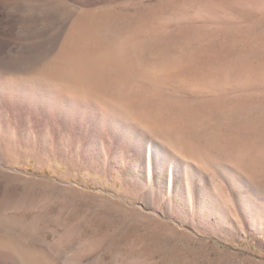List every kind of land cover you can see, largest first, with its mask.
<instances>
[{
	"label": "rangeland",
	"instance_id": "1",
	"mask_svg": "<svg viewBox=\"0 0 264 264\" xmlns=\"http://www.w3.org/2000/svg\"><path fill=\"white\" fill-rule=\"evenodd\" d=\"M64 4L83 11L109 8L133 25L146 23L163 38L175 37V52L227 48L247 38L244 53L264 55V0H64ZM12 7L0 0L2 79L22 77L50 57L43 51L33 63L17 67L12 56L27 41L40 45L45 26L43 19L24 20V12ZM129 74L133 69L126 67L121 79L130 81ZM176 81L165 86L158 82L156 94L188 99L193 94L221 93L218 98L229 108L234 100L243 104V121L246 114L252 120L264 117V81L250 85L225 81L224 87L213 84L202 92L182 78ZM135 82L133 92L121 95L125 105L147 85ZM33 107L6 112L12 145L0 132V190L39 198L31 207L4 212L25 222L18 240L24 242L35 229L40 241L31 248L55 257L56 264H264V178L256 187L242 180L225 183L215 169L193 186L186 175L176 174L170 189L168 177L159 172L153 177L155 191H150L143 188L151 183L146 160L143 166L130 159L111 137L110 125L104 124L98 137L89 118L61 123L51 112L52 123L45 124L39 107ZM229 117L226 114L222 122ZM177 147L183 149L182 144ZM244 147L235 156L238 163L247 160L241 154L250 148ZM252 150L255 154L248 158L253 165L255 161L264 165V139ZM200 166L205 168L202 162ZM5 253L0 250V264H11Z\"/></svg>",
	"mask_w": 264,
	"mask_h": 264
},
{
	"label": "bare ground",
	"instance_id": "2",
	"mask_svg": "<svg viewBox=\"0 0 264 264\" xmlns=\"http://www.w3.org/2000/svg\"><path fill=\"white\" fill-rule=\"evenodd\" d=\"M4 1L7 7L20 8L26 15L24 20H44V41L40 45L27 41L17 54L12 58L10 55L19 62L17 67L33 63L43 51L50 54L45 63L22 77H0V132L9 144L14 139L4 118L6 112L21 107L30 111L35 105L45 124L52 123L51 112L61 123L89 118L98 137L104 124L110 125L111 137L125 148L130 159L143 166L146 160L151 183L143 188L150 191H155L153 177L159 172L168 177L170 189L176 174L186 175L193 186L196 179L204 181L215 169H219V178L225 183L242 180L253 187L263 183L264 165L259 167L258 161L253 165L248 157L255 154L252 149L264 139V117L252 120L246 114L243 121V104L234 100L229 108L224 99L218 98L221 93L205 97L193 94L188 99L177 98L180 94L175 98L156 94L158 82L172 85L180 78L186 85L195 84L201 92L225 81H245L249 85L264 81V55L247 56V38L227 48L175 52V37L163 38L155 28L147 29L146 23L133 25L109 8L83 11L66 6L64 0ZM126 67L133 69L130 81L121 79ZM137 80L147 85L141 93L134 92L131 96L135 97L125 105L122 96L125 91L133 92L130 88H135ZM226 114L230 121L222 122ZM179 144L183 146L181 151ZM44 146L49 148L46 140ZM243 146L250 148L241 154L244 159L246 154L247 160L238 163L235 156ZM196 160L199 165L194 163ZM37 201L35 195L0 190V250L6 251L11 264H56L55 257L31 248V243L40 241L34 235L35 229L24 242L18 240L25 222L4 213L11 208L31 207Z\"/></svg>",
	"mask_w": 264,
	"mask_h": 264
}]
</instances>
